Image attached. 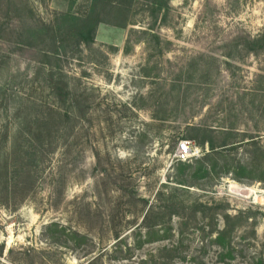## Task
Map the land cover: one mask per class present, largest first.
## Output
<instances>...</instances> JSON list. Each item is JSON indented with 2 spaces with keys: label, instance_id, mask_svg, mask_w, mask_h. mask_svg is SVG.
Returning a JSON list of instances; mask_svg holds the SVG:
<instances>
[{
  "label": "rangeland",
  "instance_id": "obj_1",
  "mask_svg": "<svg viewBox=\"0 0 264 264\" xmlns=\"http://www.w3.org/2000/svg\"><path fill=\"white\" fill-rule=\"evenodd\" d=\"M118 1L127 25L55 52L32 36L83 0H0V264H264V0Z\"/></svg>",
  "mask_w": 264,
  "mask_h": 264
},
{
  "label": "trees",
  "instance_id": "obj_2",
  "mask_svg": "<svg viewBox=\"0 0 264 264\" xmlns=\"http://www.w3.org/2000/svg\"><path fill=\"white\" fill-rule=\"evenodd\" d=\"M168 1L169 0H150L152 5L151 10L160 11L161 9L167 7ZM73 4L74 3L71 4V7L66 12L56 18L53 25H43L44 27L41 25L42 27L37 29L36 34L41 33V35L32 36V40L35 42V45L48 41L49 47H51V49L55 52L65 50L69 44H74L76 46L81 44L90 46L95 40L96 29L100 23L103 22L115 26L127 25L129 23L127 22L128 11L118 0H83L82 4L79 6L82 9H78L77 11L72 10ZM103 13H107L109 18L102 16ZM252 42L256 44L255 49L264 47V34ZM31 133L34 135V131ZM207 143L210 146L208 153L203 154V152V156L201 155V158L199 157V159L195 160L199 166L195 170L194 174H197L200 171L203 173L214 171L215 173L220 174L219 171L221 169H224V173L231 171V173L235 174L236 170L230 168V166L223 164V167H221V165H218L213 156L215 154L220 155L221 152L216 153L217 147L210 142ZM203 144H205V142ZM224 146L225 144L219 147ZM38 152L39 149L38 146L35 145L34 140L28 138L25 144L21 147L19 154L16 155L14 161H12L10 170L12 177H21L25 171L36 167L40 159L37 155ZM178 162L182 163L186 161ZM182 182H184V180H180V183ZM148 214L150 215L151 213L147 212L146 216ZM55 231L58 232V230ZM59 231L64 233L65 229L62 228ZM160 236L165 237V235L159 234V230L150 229L146 232L145 238L139 242L137 247L142 246L144 242L151 241L152 239ZM221 237L222 233H219L216 239H220ZM72 238H76L77 241H84L86 236L74 233ZM116 238H119V234H116ZM93 260H91V262Z\"/></svg>",
  "mask_w": 264,
  "mask_h": 264
},
{
  "label": "built area",
  "instance_id": "obj_3",
  "mask_svg": "<svg viewBox=\"0 0 264 264\" xmlns=\"http://www.w3.org/2000/svg\"><path fill=\"white\" fill-rule=\"evenodd\" d=\"M200 153L202 154L201 149L193 140L182 139L177 143L175 157L177 161H188L199 157Z\"/></svg>",
  "mask_w": 264,
  "mask_h": 264
}]
</instances>
